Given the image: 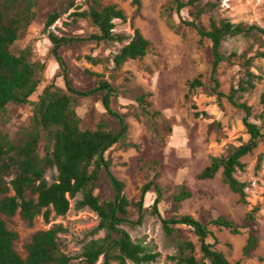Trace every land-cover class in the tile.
Masks as SVG:
<instances>
[{
  "label": "rangeland",
  "instance_id": "374dc122",
  "mask_svg": "<svg viewBox=\"0 0 264 264\" xmlns=\"http://www.w3.org/2000/svg\"><path fill=\"white\" fill-rule=\"evenodd\" d=\"M71 1H74L75 6L49 30L72 37L98 31L89 20L74 21L75 17L69 15L78 7L80 10L87 8V0H39L35 8L38 10V19L21 33L11 49L18 54L20 50L29 48L32 61L40 67L38 71L43 81L29 103L10 104L1 113L0 134H8L14 139L27 135L31 131L34 102L38 100L41 90L51 82L66 88L59 62L51 54L49 30H44L43 21L48 12L62 10ZM99 2L102 5L116 3L127 14V22L115 21V31L133 34L131 19L134 18V27L139 28L152 44L145 58L128 60L121 68H115L110 58L122 44L108 47L104 43L84 42L60 50L74 88L89 90L105 79L118 89V96L112 99V108L126 118L129 130L127 136L108 151L107 156L113 173L125 183L127 197L138 200L142 186L158 173L157 181L163 188V200L160 203L163 217L178 212L193 215L204 223L221 215L231 218L242 226V232L235 235L229 230L211 226L220 240L217 248L233 262L264 264V141L260 142L253 153L242 158L245 169L235 174L239 180L248 184L247 203L240 202L239 194L230 190L221 171L212 179H200L198 176L211 163L212 158L228 155L233 147L246 143L250 138L243 123L245 113L229 103L227 98L219 103L212 91L211 41L201 40L194 28L182 23L175 12L171 11L175 0H141L139 14L132 0ZM204 2L216 4L210 13L202 17L201 22L206 29L210 26L211 17L217 21L230 19L232 22L264 27V0ZM181 17L192 19L186 10L182 11ZM258 48L259 43L244 36L230 37L223 42V52H236L238 56L230 62H223L219 67L221 91L228 94L243 76L244 68L241 64L245 59L240 56L246 54V58L253 57ZM88 56L94 58L96 63L87 59ZM253 68L263 75V79L258 81L253 92L244 94L241 101L252 107L251 120L261 124L264 120L260 117L263 109L260 99L264 93V59H254ZM89 72L104 76L97 77ZM199 74L202 75L204 86L187 98L188 82ZM140 98L144 99V103ZM101 99V93L76 96L75 108L81 118L82 128L95 129L102 120L113 122L114 119L106 114ZM145 102L151 106L146 107ZM40 152L43 154L42 144ZM182 192L189 193L190 197L177 204L174 196ZM95 193H99L103 199L112 198L113 188L105 175ZM74 204L75 200H72L71 208L65 216L53 217L52 214L50 223H46L42 215L35 219L32 226L19 215L13 217L10 225L19 234L17 250L26 256L25 245L32 235L55 223H62L67 228L68 231L61 233L60 238L63 251L72 256H76L90 238L103 236V232L94 236L89 234L99 222L98 215L88 207L77 210ZM254 208H258L254 221L246 223V215ZM132 217L136 219L137 214L132 212ZM124 228L134 240L154 252H160L158 260L150 264H175L169 259L175 253V248L166 237L158 216L147 212L142 224L135 227L126 225ZM252 230L258 237V245L252 258L245 259L243 248ZM177 235L192 240L196 244L197 256L201 255L198 237L189 228L179 226ZM208 241L213 242V239L209 237ZM71 264L84 263L76 258ZM98 264H103L102 258Z\"/></svg>",
  "mask_w": 264,
  "mask_h": 264
},
{
  "label": "trees",
  "instance_id": "16d2710c",
  "mask_svg": "<svg viewBox=\"0 0 264 264\" xmlns=\"http://www.w3.org/2000/svg\"><path fill=\"white\" fill-rule=\"evenodd\" d=\"M132 3L137 6L136 13L139 14L141 0H132ZM38 5L39 0H0V115L10 104L29 103L43 81L38 71L40 67L32 61L29 48L20 50L18 54L11 49L21 33L38 19V10H35ZM74 6V1H71L62 10L48 12L43 21L44 30H49ZM215 7V3L204 0H175L171 11L175 12L182 23L194 28L201 40L211 41L212 91L219 103L227 98L229 103L245 113L243 123L250 135L246 143L233 147L228 155L212 158L211 163L198 176L200 179H212L221 171L230 190L239 194L240 202L247 203L248 184L239 180L235 174L245 169L242 158L253 153L260 142L264 141V120L261 124L252 121V107L241 99L244 94L253 92L258 81L263 79V75L258 74L253 67L254 59H264V27L232 22L230 19L217 21L211 17L210 26L206 29L202 25V17ZM185 10L191 20L181 17ZM69 15L75 17L74 21L89 20L98 31L73 37L48 31L51 54L59 62L66 88L51 82L41 90L38 100L34 102L31 131L27 135L14 139L8 134H0V264H71L76 258L84 264H98L101 258L103 264H150L158 260L160 252H154L134 240L124 228L126 225L135 227L142 224L147 212L161 219L162 229L175 248V253L169 256L175 264H239L231 261L217 248L220 240L211 226L229 230L235 235L242 232V226L222 215L207 223L193 215L178 212L163 217L160 212L163 188L157 181L158 173L142 186L138 200L127 197L125 183L113 173L107 156L108 151L119 144L129 130L126 118L112 108V99L118 96V89L105 79L89 90L74 88L60 50L84 42L104 43L108 47L122 44L110 58L115 68H121L128 60L145 58L152 44L139 28L134 27V18L131 19L133 34L115 31L116 20L123 23L128 20L125 11L116 3L102 5L99 0H87V8L80 10L78 7ZM236 36L252 38L259 43V48L253 57L246 58V54L240 56L245 59L241 64L244 68L243 76L226 94L220 90L219 67L223 62L232 61L238 54H226L222 51V44L226 39ZM87 59L96 63L92 57L88 56ZM89 73L97 77L104 76ZM188 86L187 98L204 86L202 75L190 80ZM98 93L102 95L101 102L106 114L114 120H102L95 129L82 128L81 118L75 108L76 96ZM139 100L144 103L143 98ZM260 100L263 106L260 117L263 119L264 93ZM145 106L150 107L151 104L145 102ZM41 144L43 154L40 152ZM103 175L113 188L110 199H103L99 193H95ZM187 197L190 194L182 192L174 196V201L179 204ZM72 200H75L74 207L77 210L88 207L98 215L99 222L89 234L94 236L103 232V236L90 238L83 244L81 251L72 256L63 251L60 238L61 233L68 231L67 228L62 223H55L32 235L25 245L26 256H23L16 247L19 234L10 225L12 218L19 215L32 226L35 219L42 215L46 223H50L52 214L58 217L68 213ZM257 209L254 208L246 215V223L254 221ZM132 212L137 214L136 219L132 217ZM179 226L189 228L198 237L200 256H197L196 244L192 240L177 235ZM209 237L213 242L208 241ZM257 245L258 237L252 230L244 245L243 257L252 258Z\"/></svg>",
  "mask_w": 264,
  "mask_h": 264
}]
</instances>
